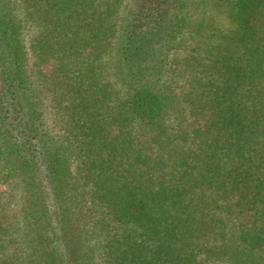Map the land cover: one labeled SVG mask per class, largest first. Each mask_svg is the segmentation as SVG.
Here are the masks:
<instances>
[{"label":"trees","instance_id":"1","mask_svg":"<svg viewBox=\"0 0 264 264\" xmlns=\"http://www.w3.org/2000/svg\"><path fill=\"white\" fill-rule=\"evenodd\" d=\"M0 264H264V0H0Z\"/></svg>","mask_w":264,"mask_h":264}]
</instances>
